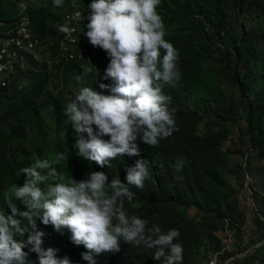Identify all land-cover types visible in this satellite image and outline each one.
I'll return each mask as SVG.
<instances>
[{"label":"clouds","instance_id":"obj_1","mask_svg":"<svg viewBox=\"0 0 264 264\" xmlns=\"http://www.w3.org/2000/svg\"><path fill=\"white\" fill-rule=\"evenodd\" d=\"M64 3L53 0L54 7ZM160 3L92 0L88 4L85 35L110 57L103 79L112 84L101 83L99 87L109 89L111 94L84 86L63 107L76 133L74 148L80 157L110 168L118 157H140L126 169V182L116 176L109 182L102 171H93L79 181L69 180L55 166L68 160V155L61 153L53 160L34 156V163L20 170L27 175L25 184H13L4 194L11 211H0V264H30L25 251L28 246L38 254L39 264H71L68 257L57 256L58 249L42 247L45 232L38 229L37 218L61 234L67 229L71 241L85 247L81 255L89 264H96L98 255L119 252L121 240L138 249H154L152 257L160 264H183V246L175 242L181 235L178 229L165 233L159 224L149 227L147 219L130 215L125 208V202L131 204L135 198L131 187L143 189L151 176L137 140L155 147L178 131L176 110L169 107L172 98L163 87L181 79L180 57L165 39V24L157 11ZM72 6H76L75 0ZM66 19L79 22L85 16L77 10ZM59 31L70 35L74 29L65 23ZM91 72L92 68L84 69L76 80ZM106 136L109 139H104ZM184 163L177 158L174 170L182 171ZM42 183L46 189L40 187ZM16 200L26 210H21Z\"/></svg>","mask_w":264,"mask_h":264},{"label":"trees","instance_id":"obj_2","mask_svg":"<svg viewBox=\"0 0 264 264\" xmlns=\"http://www.w3.org/2000/svg\"><path fill=\"white\" fill-rule=\"evenodd\" d=\"M40 10L36 6L28 7L24 16L29 19L34 35L42 41L46 37L39 27L44 20V12ZM157 11L166 31L183 23L182 27L165 37L179 51L178 66L184 81L179 87L167 84L163 87L165 94L172 98L169 107L176 110L178 131L162 139L155 147L137 140L143 158L148 161L151 176L143 189L131 187L135 198L131 204L126 201L125 208L130 215L147 219L149 227L153 223L159 224L165 233L169 229H178L181 235L175 242L183 246V264H187L189 254L197 244L198 233L195 225L187 221L171 201L223 182L227 172L235 178L230 195L236 202V208L220 209L216 216L228 220L237 231V241L235 252L225 255L224 262L264 264V0H161ZM241 15H249L252 21L249 26L248 18L242 19ZM254 19L260 21L258 27L254 26ZM17 22L18 17L9 25V22L5 23L0 36ZM211 60L219 62V65H213L217 79L236 87L239 100L221 88L219 92L213 90L206 81V64ZM70 62L78 64V60ZM44 64L29 61V65L39 67L46 66ZM15 84L13 86L17 88ZM9 90L0 92V96ZM41 90V85L32 89L27 98L25 95L22 106L24 101L38 97ZM190 102L194 103L193 109H190ZM241 117L245 118L247 125L239 130L228 148L224 147L227 134L200 135L198 132L200 123L207 118L219 126L223 122L233 123ZM239 154L246 158V166L239 161ZM177 158L185 161L180 172L173 167ZM138 159V156L118 157L112 160L113 166L109 167L107 174L110 177L115 170L117 177L126 182V169ZM27 163H13L20 178L23 175L20 170ZM79 169L85 173L86 169L100 171L95 164L89 167L80 165ZM178 176L183 179L178 180ZM252 198L253 204L249 202ZM14 202L21 210H26L20 201ZM2 203L5 211L10 213L5 200ZM249 214L251 218H248ZM27 235L23 239L26 240ZM244 237L246 245H243ZM30 247L25 248L30 264H39L38 254L30 251ZM85 251L83 245H74L73 256L68 257L71 264H89L82 259L81 254ZM153 252L154 249H138L121 240L119 252L103 253L95 259L96 264H160L153 259Z\"/></svg>","mask_w":264,"mask_h":264},{"label":"rangeland","instance_id":"obj_3","mask_svg":"<svg viewBox=\"0 0 264 264\" xmlns=\"http://www.w3.org/2000/svg\"><path fill=\"white\" fill-rule=\"evenodd\" d=\"M91 2L92 0H75L76 6L73 7L72 0H65L62 7H54L53 0H0V29L5 27V23L9 22L8 25L13 23L19 14L25 13L26 8L36 6L44 12V20L39 27L46 37L42 40L45 56L42 62H38L41 65L45 63L46 66L29 65L25 72L20 71L16 79L22 88L12 86L6 94L0 96V211H5V204L2 203L4 194L13 184L24 185L27 179L25 173L21 178L17 175V166L13 164L14 162L27 161L26 166H30L34 163V156L53 160L63 153L68 155V160H61L55 166L69 180L72 178L77 181L86 179L88 174L93 172L87 169V173L80 171V165L89 167L90 164H95L100 171L106 174L109 171L108 166L101 167L77 154V149L74 148L76 133L71 123L68 124L63 111V107L74 99L75 93L81 87L88 86L104 94H111L109 89L99 87L101 83L112 84L111 80L103 79L104 72L100 71V69L106 70L110 62V57L104 50L101 48L95 52L87 50L82 58L77 59L78 64L67 62L60 53V40L64 33L59 31V27L63 25L64 15L77 10L84 13L85 19L81 26L79 24V28L81 35L87 38L85 33L89 22L87 20L88 4ZM240 17L248 18V26L251 24L249 15ZM259 24L260 21L254 19V26L258 27ZM182 25L183 23L172 26L169 31H166L167 35L173 34ZM213 65L217 66L219 62L211 60L206 64L208 69L206 81L213 90L219 92L221 88L229 96L235 95V99L239 100L236 87L225 81L220 82L214 74ZM86 68H92V72L83 76L78 82L76 77L82 75ZM183 83L184 81L180 79L175 84L167 85L179 87ZM40 85L42 90L39 96L24 101L22 106L25 95ZM189 106L193 109L194 103L190 102ZM246 125L247 122L243 117L237 118L233 123L223 122L219 126L214 125L207 118L200 123L198 132L200 135H212L217 132L227 134L224 147L228 148L239 130ZM238 159L246 166V158L242 154H239ZM107 175L109 177V174ZM114 176L117 177L115 170L109 177V181ZM222 179L224 180L221 183L205 186L204 189L195 193L183 194L171 201L184 218L195 225L198 233L197 244L191 250L187 264H211L214 261L217 264H227L224 262L225 255L232 254L236 250L237 231L229 225L228 220H222L216 216L220 209L236 208V202L230 195L235 178L226 172ZM248 180L251 181V178ZM40 187L46 189L43 183ZM249 202L253 204V198ZM251 216L249 214L248 218ZM36 223L38 229L45 232L42 247L58 249V257L71 258L73 256L72 251L75 244L71 241V233L67 229L61 234L55 231L53 226L41 223L39 218ZM242 241L243 245L247 244L245 237Z\"/></svg>","mask_w":264,"mask_h":264},{"label":"built area","instance_id":"obj_4","mask_svg":"<svg viewBox=\"0 0 264 264\" xmlns=\"http://www.w3.org/2000/svg\"><path fill=\"white\" fill-rule=\"evenodd\" d=\"M82 13V12H81ZM72 13H66L63 17V25L67 23L71 29L69 34H63L60 40V53L69 61L82 58L88 49L92 52L99 50L79 32L80 21H68L66 18ZM19 22L11 25L10 29L0 36V92L9 90L14 83L17 88L16 79L20 71H26L29 61L42 62L45 56V49L42 41L36 37L30 27L29 19L20 14ZM104 72V69H100ZM211 264H217L216 261Z\"/></svg>","mask_w":264,"mask_h":264}]
</instances>
